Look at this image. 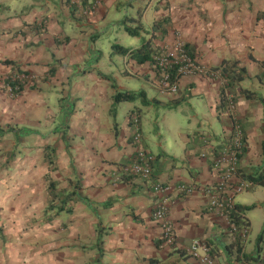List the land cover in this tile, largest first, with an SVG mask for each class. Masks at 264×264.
I'll return each instance as SVG.
<instances>
[{
	"label": "crops",
	"instance_id": "0c3cea01",
	"mask_svg": "<svg viewBox=\"0 0 264 264\" xmlns=\"http://www.w3.org/2000/svg\"><path fill=\"white\" fill-rule=\"evenodd\" d=\"M45 1L31 17L6 18L5 12L19 5L16 0H0V76L18 73L34 78L25 85L19 104L8 110L18 125L21 117H28L24 126L28 128L17 129L37 128L44 115L45 138L59 135L56 144H46L56 150L51 178L60 190L72 191L79 184L85 200L70 201L71 212L58 215L46 216V206L45 220L28 224V235L34 238L0 240V264H200L190 253L195 240L207 244L221 264L264 262V236L258 247L251 244L253 224L246 210L250 235L239 254L228 220L208 210V197L201 191L180 196L170 207L176 243L164 245L162 229L152 217L156 196L151 182L124 177L120 170L136 153L131 115L137 113L143 146L155 157L154 182L169 186L175 197L182 184L203 188L218 181L202 156L206 144L218 147L233 134V120L220 109L225 85L220 68L226 61L246 70L243 81L226 91L235 95L237 123L246 139L240 178L246 181L264 164V0ZM112 14L113 33L120 26L129 35L126 28L136 30L132 36L137 41L126 47L128 40L118 41L115 35L111 63L104 66L106 54L96 43L102 23ZM150 43L153 50L172 55L179 43L189 45L209 73L184 76L177 93L165 92L153 65L139 64L133 57ZM117 92L135 98L116 103ZM182 106L189 110L190 120L186 127L176 125L180 129L175 150L163 133L170 131V113ZM160 108L168 112L161 119L167 125L163 130L159 116L144 114ZM52 113L55 118L49 119ZM175 119L179 122L178 116ZM148 126L157 139L158 153L152 150ZM255 188L249 183L242 194ZM255 201L264 211V200ZM236 204L246 209L239 195Z\"/></svg>",
	"mask_w": 264,
	"mask_h": 264
},
{
	"label": "rangeland",
	"instance_id": "374dc122",
	"mask_svg": "<svg viewBox=\"0 0 264 264\" xmlns=\"http://www.w3.org/2000/svg\"><path fill=\"white\" fill-rule=\"evenodd\" d=\"M16 1L19 6L10 7L4 14L6 18L16 17L21 14H24V17H31V12L33 10L39 9L41 5L43 6L46 4L45 0ZM58 1L59 0H56V2ZM107 21L108 22L102 23L100 33H103L100 35L99 42L97 41L96 43V47L98 46V49L106 54V57L101 61V64L104 66L111 63V46L115 41L113 40L115 35L116 37H119L118 41H124L125 43V41L128 40L126 44H123L126 47L134 46V43L137 41L136 37L127 34L122 26H120L121 29L118 31H116L117 29L115 28V33H113L112 23L114 22V14H112ZM67 26L68 24H66V27ZM91 32L92 31H89V33ZM120 35H123L124 37ZM116 56V60H118L120 56ZM26 84L28 86L27 82L24 83L22 85V90ZM0 92L4 93L2 100H0V124L2 126L13 125L15 128H20L19 126L21 125L23 126L21 128H28L24 127L28 123V117H21L20 119H22V123L18 125L16 122L18 120L13 117L12 110H8L9 108L14 110V106L19 104L23 97L22 93L17 97L6 89H1ZM52 105L55 106L56 104ZM166 113H168L166 110L160 108L154 113L146 111L144 114L147 118L154 116V118L157 119L159 116L161 120ZM173 115L179 117V122L176 121L175 116ZM188 116L189 110L183 106L180 111L170 113L167 122V125L170 126V131L166 130L163 134L167 145L175 148V150V140L178 136V130L180 127L182 128V123L183 127L188 125L190 120ZM48 117L49 119L55 118V115L52 113L51 115H48ZM39 120L41 125L37 122V128L32 127L33 129H30L35 133L22 136L21 139H17L13 135H8L3 139L0 138V227L2 228V232H0V240H9L12 238H34L32 237L33 235H28V233H30L28 224H38L45 220V217L43 216V213L45 214L44 208L49 206V197H47L45 181V175L47 173L45 168V146H47V143L52 145L56 144L59 141L57 140L59 135L45 138L44 115L40 116ZM178 123L180 127H176ZM167 125H165L162 120L159 123L161 130ZM146 132L153 140L151 142L152 150L154 153H158L159 149L156 146L157 139L154 140L153 129L148 126ZM31 177L33 182L29 183ZM255 189L256 191H254ZM255 189L239 195V201L243 205H246V216L253 224L251 244L258 247L264 236V211H260L256 206L255 199L258 198L264 200V187L256 186ZM12 224H16L15 227H10L8 229ZM3 226L8 227H5L6 229H4ZM36 238H38L37 234Z\"/></svg>",
	"mask_w": 264,
	"mask_h": 264
},
{
	"label": "built area",
	"instance_id": "2783aa9c",
	"mask_svg": "<svg viewBox=\"0 0 264 264\" xmlns=\"http://www.w3.org/2000/svg\"><path fill=\"white\" fill-rule=\"evenodd\" d=\"M102 0H96V3ZM157 72L159 74L160 87L167 93H177L179 80L184 76L206 75L209 73L195 58H192L184 44L179 43L177 54L162 53L156 57ZM177 66L176 80L171 77L172 69ZM34 78L20 75L18 73H9L0 76V87L6 89L15 96L21 94L19 87L24 83L32 81ZM9 82H16L17 88H13ZM230 98L232 95H229ZM229 115L234 122V129L231 138H226L218 144V147L212 144H206L203 152V158L208 159L211 168L218 175V181L200 188L197 185L178 186L176 192L178 196L173 197L171 188L160 182L153 181V165L155 157L143 146V135L140 130V119L137 113L131 115V124L134 127L132 143L136 148V153L132 161L120 168L121 175L137 177L143 181L151 182V188L156 196V204L153 210V220L157 222L161 229V240L164 245L173 247L176 243V233L173 224L169 220V209L180 196H189L197 191L203 192L208 197V210L211 213L218 214L226 218L229 222L231 233H238L243 242L247 243L250 235V227L244 225L238 229L231 222L230 213L237 210L236 197L249 188V183L242 180L239 176V165L244 153L246 143L244 135L237 123L236 104L230 101L228 107ZM240 179V180H239ZM190 253L197 258L200 264H221L211 255L207 244L195 240L192 243ZM261 264H264L262 262Z\"/></svg>",
	"mask_w": 264,
	"mask_h": 264
},
{
	"label": "trees",
	"instance_id": "16d2710c",
	"mask_svg": "<svg viewBox=\"0 0 264 264\" xmlns=\"http://www.w3.org/2000/svg\"><path fill=\"white\" fill-rule=\"evenodd\" d=\"M80 1H82V2L85 1L87 3L89 2V0H80ZM95 2H96V0H92V3H95ZM92 3H91V5L93 6L94 4H92ZM159 25H161V23L156 24L155 26L159 27ZM126 31L128 33H130L131 35H137L136 30H130V29L126 28ZM185 47H186V50L188 51V53L190 54V56L192 58H195L194 50L189 45H185ZM115 48L121 49V51L124 53L128 51V50H125L124 48H121L119 46H115ZM162 53H165V51L157 50V49L153 50V48L151 47V43H150V44L146 45V47L137 50L133 54V57L136 58V60L139 64H144L146 62H150L153 65L154 69L157 70L156 57L160 56ZM238 65L239 64L237 62H229V61L227 62L226 61L223 63L222 67L220 68L221 74H222L223 78L225 79V85L222 88V92H221L220 109L223 110L222 112H229L228 107L230 105V101H232V102H234V104H236L235 95H232V93L226 92V91H227V89L229 91H230V89H234L244 79V75L246 73V70L244 68L238 67ZM177 70H178V67L175 66L171 71V77H172L173 81L176 80ZM262 74L264 76V69H263ZM158 76H159V74H158ZM9 84L13 88L18 87V84L16 82L15 83L9 82ZM24 89H25V86H24L23 90H22V87H19V90L21 93L24 91ZM250 94H252V93H250ZM229 95H232L231 98ZM134 98H135V94L117 92L115 95V102L118 103L121 101H130V100H133ZM168 107H171V106L168 104ZM29 134H32L31 130L17 129L13 125L2 126L0 124V138H2V139L7 137L8 135H13L17 139H21L22 136H26ZM244 141L246 143L245 137H244ZM45 153H46L45 158L48 161L47 163L49 165V171H50L46 176L48 191H49V201H48L49 206L46 208V216H48L51 212H54L55 215H58L64 211H67L68 213H70L71 210L67 209V204L70 201H77V200H82V199L85 200V198L81 197L82 195L79 192L80 191L79 184H76L74 186V190H72V191L60 190L58 188L57 182L51 178V174H50L51 172H53L55 170L54 161H55V157H56V154H55L56 150L54 147L47 145L45 147ZM124 177H132V176L127 175ZM246 181H248V183H250L252 185L264 187V164L255 173L250 174L246 178ZM244 211H245V208H242V207L237 205V210L230 213L231 222L233 224H235V226L238 229L242 228L244 225L249 226V223L247 222V220L244 217ZM0 232H2L1 228H0ZM234 245L236 247L237 253L242 254L241 252L243 251L244 242L238 233H235Z\"/></svg>",
	"mask_w": 264,
	"mask_h": 264
},
{
	"label": "bare ground",
	"instance_id": "6f19581e",
	"mask_svg": "<svg viewBox=\"0 0 264 264\" xmlns=\"http://www.w3.org/2000/svg\"><path fill=\"white\" fill-rule=\"evenodd\" d=\"M245 244V243H244ZM261 264V263H260Z\"/></svg>",
	"mask_w": 264,
	"mask_h": 264
}]
</instances>
